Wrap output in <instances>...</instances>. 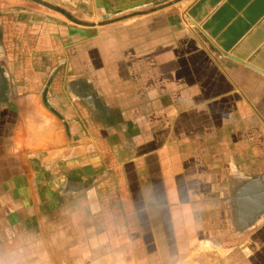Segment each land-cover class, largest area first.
Listing matches in <instances>:
<instances>
[{
  "label": "crops",
  "instance_id": "1",
  "mask_svg": "<svg viewBox=\"0 0 264 264\" xmlns=\"http://www.w3.org/2000/svg\"><path fill=\"white\" fill-rule=\"evenodd\" d=\"M19 251L264 264V0H0V253Z\"/></svg>",
  "mask_w": 264,
  "mask_h": 264
},
{
  "label": "rangeland",
  "instance_id": "2",
  "mask_svg": "<svg viewBox=\"0 0 264 264\" xmlns=\"http://www.w3.org/2000/svg\"><path fill=\"white\" fill-rule=\"evenodd\" d=\"M186 0H183V2ZM24 249V247H21ZM48 255L37 253H18L13 254H1L0 264H48Z\"/></svg>",
  "mask_w": 264,
  "mask_h": 264
}]
</instances>
